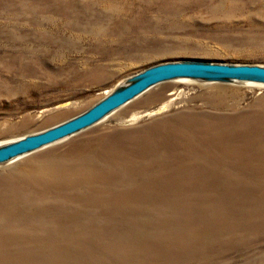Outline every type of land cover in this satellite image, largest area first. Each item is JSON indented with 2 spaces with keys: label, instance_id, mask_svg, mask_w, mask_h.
I'll return each instance as SVG.
<instances>
[{
  "label": "rangeland",
  "instance_id": "1",
  "mask_svg": "<svg viewBox=\"0 0 264 264\" xmlns=\"http://www.w3.org/2000/svg\"><path fill=\"white\" fill-rule=\"evenodd\" d=\"M108 3L114 7L108 8ZM183 58L264 64V0H0V143L85 111L124 79L148 66ZM153 93L158 96L142 102ZM164 103L169 107L162 109ZM154 110L159 112L150 113ZM260 115L264 120L262 85L164 82L79 134L0 165V183L5 181L0 190L9 185L7 174L21 171L30 161L49 154L66 158L87 154V163L80 169L91 173L104 168V157L100 156L95 164L90 158L98 149L104 150L107 143L120 148L132 143L135 149L139 138L145 136L156 147L168 143L165 139L168 135L158 130L166 121L193 122L195 118H205L212 122L211 119L225 118L227 123L217 126L224 128L230 123L255 121ZM259 140L264 141V129ZM170 148L173 153L176 151L172 143ZM247 152L255 160L264 161V149L254 153L249 147ZM162 154L167 156L163 149ZM180 157L179 165L169 161L167 166L186 165L185 158ZM129 158L118 165L119 161L106 157V162L122 171L118 180L105 185L123 187L119 190L126 195L136 185V179L126 177L131 178L132 172L126 169H132L137 161L132 155ZM196 161L189 164L185 175L184 169H175L179 177L171 190L173 195L175 188L183 192L179 204L183 200L185 216L190 215V210L189 226L200 224V230H204L211 222L219 225L215 218L206 222L211 215L229 216L219 228L210 229L212 247L207 263L203 251L200 260L198 254L193 255L198 236L188 252H181L180 258L169 261L264 264V174L261 173L264 166L226 169L220 161V169H200ZM226 175L250 176L258 188L239 180L230 187ZM194 176L196 183L191 181ZM19 181L23 182L22 177L12 184L20 185ZM208 193L210 215L201 210L206 199L203 197ZM133 200L145 208L140 211L147 210L144 215L152 213L145 218L146 228H141L136 236L141 241H149V235L154 233L150 226L156 220L186 224V219L177 218L181 212L179 204L175 206L172 201L161 199V205L155 209L149 199L144 204L136 197ZM0 239L4 246L7 234H1ZM153 242L157 259L166 240L156 237Z\"/></svg>",
  "mask_w": 264,
  "mask_h": 264
},
{
  "label": "bare ground",
  "instance_id": "2",
  "mask_svg": "<svg viewBox=\"0 0 264 264\" xmlns=\"http://www.w3.org/2000/svg\"><path fill=\"white\" fill-rule=\"evenodd\" d=\"M106 6L114 7L109 3ZM254 85L264 86L258 83ZM156 96L158 95L153 93L142 102H148ZM168 107L169 104L164 103L161 108ZM155 112L159 110L150 113ZM211 120L212 122H208L205 118H195L193 122L166 121V124L158 127L159 133L164 131L168 135L165 139L169 140L161 147L159 143L156 144L159 147L154 146L155 142L152 143L148 136L139 138L135 149H132V143L121 148L107 143L104 150L98 149L90 158L92 164H95L100 156L104 157V168L94 169L91 173L87 169H80L87 163V154L71 158L49 154L30 161L21 171L7 174L6 179L11 187L8 185L0 190V235L7 234L4 246L0 239V264H175L169 260L180 258L181 252H188L197 236L200 240L196 246L195 243L193 245V255L198 254L200 260L203 251V259L207 263L212 247L209 236L213 232L210 229L212 226L219 228L229 215H211L210 219H205L206 222L215 218L219 225L211 222L204 230H200V224L189 226L190 210V215L185 216L183 200L179 204L184 197L183 192L176 191L178 189L175 188L173 193H176V197L171 194L179 177L177 170L184 169L185 175L189 164L195 160L201 165L200 169H220V161L225 164L226 169H255L264 166L263 160L257 161L247 152L249 147L254 149V153L264 149V141L259 140L264 129L261 115L255 121L248 119L244 124L230 123L224 128L217 126L223 127L227 123L225 118ZM170 142L176 149L174 153ZM162 149L167 156L162 154ZM131 155L137 161L134 160L136 164L132 169H126L128 173L132 172L131 178L126 177L129 180L136 179V185L126 195L119 190L123 187L117 189L105 185L118 180L120 177L117 175L122 171L106 162V157L119 161L117 164L121 165L130 160ZM172 156L175 157L170 160L169 157ZM180 156L185 158L186 165L167 166L169 161L179 165ZM261 173L264 174V170ZM20 177L23 179V182H17L20 185L12 184L14 179ZM188 177L189 175L185 176L184 180ZM110 178L112 182L109 181ZM216 178L218 179H211ZM237 180L258 188L250 176H235L228 178L227 182L232 187ZM191 181L196 183L197 177L194 176ZM209 184L213 186V183ZM3 186L5 181L0 183V187ZM144 193L149 196H144ZM134 197L142 204L149 199L155 209L161 205V199L170 200L175 206L179 204L181 212L177 218L186 219V224L156 220L150 226L154 228V233L149 235V241H141L136 236L141 228H146L145 218L152 213L149 211V214L144 215L147 210L140 211L145 208L138 206ZM142 197L146 199H141ZM210 197L209 193L203 197L206 199L203 200L201 209L209 215L211 205L207 198ZM156 237L166 240L157 259L153 242ZM247 240L248 238L244 241Z\"/></svg>",
  "mask_w": 264,
  "mask_h": 264
},
{
  "label": "water",
  "instance_id": "3",
  "mask_svg": "<svg viewBox=\"0 0 264 264\" xmlns=\"http://www.w3.org/2000/svg\"><path fill=\"white\" fill-rule=\"evenodd\" d=\"M178 79L264 85V64L183 58L162 61L124 79L85 111L42 130L0 143V165L65 141L98 124L154 86Z\"/></svg>",
  "mask_w": 264,
  "mask_h": 264
}]
</instances>
